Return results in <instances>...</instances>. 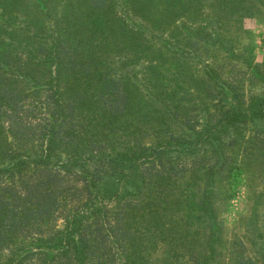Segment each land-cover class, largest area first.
Masks as SVG:
<instances>
[{
  "label": "trees",
  "instance_id": "1",
  "mask_svg": "<svg viewBox=\"0 0 264 264\" xmlns=\"http://www.w3.org/2000/svg\"><path fill=\"white\" fill-rule=\"evenodd\" d=\"M247 1L264 2L209 5L232 13ZM188 4L201 0H0V264H264V188L253 216L261 263L242 241L229 249L216 205L219 178L242 167L231 153L264 156V92L241 91L264 86L260 66L248 60L232 83L205 66L203 120L188 115L180 130L186 89L128 70L154 45L171 65L161 34L174 23L209 57L224 46L221 16L178 23ZM188 38L176 44L182 65ZM131 85L171 122L131 120Z\"/></svg>",
  "mask_w": 264,
  "mask_h": 264
},
{
  "label": "rangeland",
  "instance_id": "2",
  "mask_svg": "<svg viewBox=\"0 0 264 264\" xmlns=\"http://www.w3.org/2000/svg\"><path fill=\"white\" fill-rule=\"evenodd\" d=\"M210 2L211 0H201V5L198 7H193L188 4L189 8L193 9V12H178V16L182 18L178 23L184 20L188 27L198 28L209 15L212 17L217 15L221 16V33L227 40H224L225 44L224 46H220L219 50H214L215 52L209 57L205 54L203 46L200 45L198 49H195L192 44H190L191 30H177L176 24L174 23V26H167L166 32L161 34L162 40L167 37L170 38L169 42L173 43L170 66L164 64V59L161 57L162 49L160 50V46L157 45H154L151 50L145 51L144 54H139V56L143 57L140 63L128 66V70L137 77L134 79L137 80L136 82L143 83L145 82V75L148 77L150 75L155 76L158 71H161L169 78V80L167 79L168 85L173 93H178V96L181 95V91L178 90L177 87L178 85H182L186 89L188 93L186 96L187 100L185 104L182 103L185 109L181 112L182 114H176L172 122L176 130H180L179 126L181 122H183V118L188 115H192V119L194 122H197L198 125L200 124L198 122L203 120L202 109L204 107V102L202 101V95L198 87L204 82V74H206V71L204 72L205 66H207V70H209L210 68L208 66L210 65L212 69L220 73L221 76L229 79L230 83L239 76H242L241 71L247 70L245 63H247L248 60L253 59L255 64L259 65L261 71L264 73V2H244L235 9L233 8L232 13L225 12L220 9L221 7L219 6L216 7V9H211L212 7L209 5L211 4ZM172 16L173 20L178 18L175 13H173ZM143 17L144 16L141 15L139 20L144 22L145 19H142ZM152 31V34L159 33L157 30ZM186 33L189 38L184 40L183 49L189 52V62L188 64L183 63L184 65H182L179 54L177 53L179 49L176 48V44H181ZM185 44L190 45L186 47ZM174 49H177L176 53ZM149 59L152 60L150 61ZM151 65L153 69L150 68ZM148 66L149 71L146 72ZM180 67L183 68L184 74L187 76V79H189L188 83L182 82L180 78ZM119 70L121 72L126 71L127 66H121ZM131 72L129 73L132 74ZM143 76L144 79H140L143 78ZM131 88L134 91L133 107L130 114L131 120L135 123L149 122L156 127L162 126L164 122H171L169 116L164 115L162 107H156L155 105L154 107H149L148 103V105L144 102L140 103L142 89L139 86L131 85ZM150 89L149 86L144 85V90L149 91ZM241 91L245 97L248 98L252 94L264 92V86H245ZM178 96L175 97V99L178 98ZM175 110L176 108H173V111ZM173 115L174 113H172V116ZM250 143L255 144V141H251ZM252 153L257 154L258 157L252 155H245V157H243V152H238V149H235V151L231 153V156L235 159L238 157V154H240L239 159L242 162V167L241 170L237 172L234 171V175L230 178L224 176L226 174L221 176L222 179L219 178V182L216 185V205L224 241L230 246L234 242L242 241L243 247L238 246L236 249L242 251L244 247H246L249 250L248 254L261 263L260 248L263 243H261V239L257 237L259 232L255 231L253 216L256 210H261V207L257 205L256 201L258 194H260L264 188V164L262 163L264 162V156L259 150H253ZM256 226L259 228L258 230L264 232V224L260 222V224H256ZM232 248L234 247L231 246L229 249ZM218 262V264H226L222 259H219Z\"/></svg>",
  "mask_w": 264,
  "mask_h": 264
}]
</instances>
